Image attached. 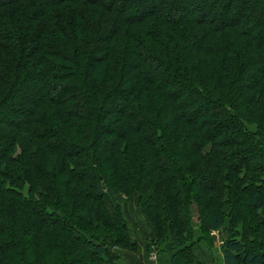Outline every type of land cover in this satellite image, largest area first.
Here are the masks:
<instances>
[{
	"label": "trees",
	"instance_id": "1",
	"mask_svg": "<svg viewBox=\"0 0 264 264\" xmlns=\"http://www.w3.org/2000/svg\"><path fill=\"white\" fill-rule=\"evenodd\" d=\"M176 1L0 0V264L135 246L108 191L138 192L159 264H200L193 228L264 264V0Z\"/></svg>",
	"mask_w": 264,
	"mask_h": 264
},
{
	"label": "rangeland",
	"instance_id": "2",
	"mask_svg": "<svg viewBox=\"0 0 264 264\" xmlns=\"http://www.w3.org/2000/svg\"><path fill=\"white\" fill-rule=\"evenodd\" d=\"M256 1L257 0L254 1V4H256ZM172 2L177 1L172 0ZM193 5L196 4H190V6L180 11V14L183 16L186 14L192 15V13L195 12ZM137 6H141V10H145L147 8L145 3L143 5L137 3ZM245 8L244 12L249 15H256L257 12H259V9H257L258 6L251 11L248 9V6ZM218 21L220 22L219 17H217L215 23ZM244 81H246V79ZM22 93L23 95L21 97L17 100L15 98L12 99L8 102L7 106H15L16 108H20L22 111H25L29 107L25 103L29 101L31 95L30 92L25 90ZM118 102L119 100L110 101L104 106V109L107 111H115L119 107L117 104ZM0 118L2 119V114H0ZM249 130L253 131V128H249ZM255 139L264 147V138L256 137ZM108 194L111 201H113V206L118 208L117 210H119L121 220L124 222L130 239L135 246H128V243L124 242L123 247L116 248L113 244V238L111 237L106 242L108 244L107 249H109V253L102 256L104 263H108L107 257L111 260V257L113 256L115 258V264H141L144 262L142 259V256L144 255L145 262L143 264H148V256L150 252L155 251L157 264H159L158 255L161 249V240L158 241V236L154 227L148 221L143 209L139 206L138 192L134 191L131 194H126L122 192L108 191ZM193 235L196 241H188L185 245L191 247V253L194 255V259L197 262L199 261L200 264H222V250L226 238L225 235L220 232H210L208 238H205V236L200 233L199 229L195 228H193ZM114 263L110 262V264ZM194 263L189 260L183 264ZM82 264L87 263L83 262Z\"/></svg>",
	"mask_w": 264,
	"mask_h": 264
},
{
	"label": "built area",
	"instance_id": "3",
	"mask_svg": "<svg viewBox=\"0 0 264 264\" xmlns=\"http://www.w3.org/2000/svg\"><path fill=\"white\" fill-rule=\"evenodd\" d=\"M148 264H157V257L155 251H151L148 256Z\"/></svg>",
	"mask_w": 264,
	"mask_h": 264
},
{
	"label": "crops",
	"instance_id": "4",
	"mask_svg": "<svg viewBox=\"0 0 264 264\" xmlns=\"http://www.w3.org/2000/svg\"><path fill=\"white\" fill-rule=\"evenodd\" d=\"M106 253H109V249H107V251L105 252V254H106ZM142 259H143V261L145 262L144 255L142 256ZM107 260H108V263L110 264V262L114 263L115 258L112 256V257H111V260H110V258L107 257ZM144 262H143V263H144ZM108 263L106 262V264H108ZM143 263H141V264H143Z\"/></svg>",
	"mask_w": 264,
	"mask_h": 264
}]
</instances>
